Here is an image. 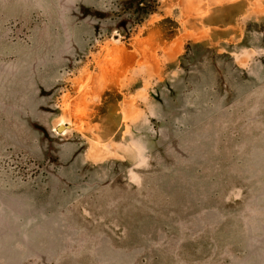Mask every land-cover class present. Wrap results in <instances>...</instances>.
I'll return each mask as SVG.
<instances>
[{"label": "rangeland", "instance_id": "rangeland-1", "mask_svg": "<svg viewBox=\"0 0 264 264\" xmlns=\"http://www.w3.org/2000/svg\"><path fill=\"white\" fill-rule=\"evenodd\" d=\"M146 2L0 0V264H264V0Z\"/></svg>", "mask_w": 264, "mask_h": 264}, {"label": "trees", "instance_id": "trees-1", "mask_svg": "<svg viewBox=\"0 0 264 264\" xmlns=\"http://www.w3.org/2000/svg\"><path fill=\"white\" fill-rule=\"evenodd\" d=\"M129 1H130L129 6L136 7V8H134V10H137L138 12L147 14V12L145 11L148 8L146 0H138V1L137 0L136 1L129 0ZM133 2H135V3L133 4ZM140 4H142V6H140ZM151 11H153V8H151L149 10V12H151Z\"/></svg>", "mask_w": 264, "mask_h": 264}, {"label": "bare ground", "instance_id": "bare-ground-1", "mask_svg": "<svg viewBox=\"0 0 264 264\" xmlns=\"http://www.w3.org/2000/svg\"><path fill=\"white\" fill-rule=\"evenodd\" d=\"M58 127H60V126H58ZM58 127H57V128H58ZM62 129H63V127H62V128L60 127L58 131H61ZM64 130H66L65 127H64L63 131H64Z\"/></svg>", "mask_w": 264, "mask_h": 264}, {"label": "water", "instance_id": "water-1", "mask_svg": "<svg viewBox=\"0 0 264 264\" xmlns=\"http://www.w3.org/2000/svg\"><path fill=\"white\" fill-rule=\"evenodd\" d=\"M60 127L62 128L63 126H60ZM60 127L57 128V131L59 130ZM63 128H64V127H63Z\"/></svg>", "mask_w": 264, "mask_h": 264}]
</instances>
